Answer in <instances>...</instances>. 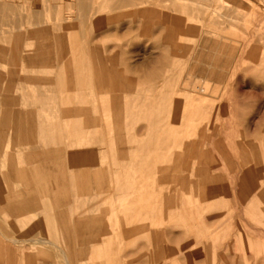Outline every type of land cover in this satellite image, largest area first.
<instances>
[{
    "label": "rangeland",
    "instance_id": "rangeland-1",
    "mask_svg": "<svg viewBox=\"0 0 264 264\" xmlns=\"http://www.w3.org/2000/svg\"><path fill=\"white\" fill-rule=\"evenodd\" d=\"M6 1L27 15L30 25L24 26L34 34L37 16L48 19L52 12L47 0ZM52 2L53 11L78 15V0ZM211 3L217 10L200 11L195 50L184 58L183 44L169 47L161 33L158 5L140 0L91 10L87 28L93 27L101 53L114 56L105 58L104 78L112 88L101 98L129 95L132 105L154 118L156 135L144 145L151 122L139 118L86 142V162L96 156L97 166L109 165L113 154L107 141L113 137L124 150L118 164L137 167L106 168L116 202L111 229L102 227L94 242L79 245L81 264H264V199L258 198L264 195V157L256 148L264 144V0ZM145 7L152 8L146 17ZM171 10L163 18L189 20L179 6ZM102 17L106 23L92 24ZM126 27L134 32L117 38ZM13 56L21 66V56ZM113 171L123 174L117 175L121 182L136 184L117 187ZM91 182L96 185V178ZM141 199L147 202L141 205ZM129 206L137 212L120 225ZM6 235L0 229V250H6L0 264H67L47 250L52 245L40 252Z\"/></svg>",
    "mask_w": 264,
    "mask_h": 264
},
{
    "label": "bare ground",
    "instance_id": "bare-ground-1",
    "mask_svg": "<svg viewBox=\"0 0 264 264\" xmlns=\"http://www.w3.org/2000/svg\"><path fill=\"white\" fill-rule=\"evenodd\" d=\"M47 1L52 12L48 19L37 16L39 29L34 34L24 26L30 23L27 15L11 2L0 0V229L10 234L6 235L9 240L31 244L40 252L49 244L52 248L47 250L67 264H72L71 260L81 264L78 256L84 250L79 245L94 242L102 227L111 229L110 212L116 202L107 184L106 168L137 167L118 164L124 150L116 146L113 137L107 141L113 154L109 165L97 166L100 162L96 156L95 161L86 162V142H96L99 135L118 132L124 123L139 118L154 120L145 110L132 105L127 94L114 91L112 101L101 98V93L112 88L105 82L109 75L105 58L114 56L101 53L99 43L91 36L93 27L87 25L93 9L125 8L140 0H78L79 12L74 17L53 11L56 5ZM148 2L159 7L158 23L167 45L177 48L183 44L181 58L195 50L200 32L194 21L200 11L217 10L211 0ZM173 5L179 6L189 20L163 18ZM151 10L145 7L141 14L149 16ZM106 22L102 17L92 24ZM147 29L153 26L147 24ZM133 32L126 27L116 37ZM260 36L264 37V27ZM13 54L21 56V66ZM262 65L264 58L260 57ZM148 127L144 145H150L156 135L153 122ZM256 148H260V158L264 157V144ZM90 151L96 153V149ZM126 158L134 159L130 154ZM111 174L117 187L129 189L136 184L121 182L123 177L117 175L123 174L119 171ZM91 177L96 178V185ZM258 198L264 199V195ZM146 202L141 199L139 204ZM125 211L129 215L119 218L120 225L132 220V212H137L132 206ZM3 251L5 248L0 250V256L6 254Z\"/></svg>",
    "mask_w": 264,
    "mask_h": 264
},
{
    "label": "crops",
    "instance_id": "crops-1",
    "mask_svg": "<svg viewBox=\"0 0 264 264\" xmlns=\"http://www.w3.org/2000/svg\"><path fill=\"white\" fill-rule=\"evenodd\" d=\"M254 1H260V0H254Z\"/></svg>",
    "mask_w": 264,
    "mask_h": 264
}]
</instances>
